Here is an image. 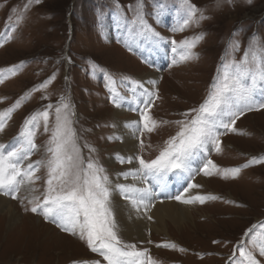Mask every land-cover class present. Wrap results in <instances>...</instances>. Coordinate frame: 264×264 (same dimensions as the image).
Listing matches in <instances>:
<instances>
[{
    "label": "rangeland",
    "instance_id": "obj_1",
    "mask_svg": "<svg viewBox=\"0 0 264 264\" xmlns=\"http://www.w3.org/2000/svg\"><path fill=\"white\" fill-rule=\"evenodd\" d=\"M27 2L0 0V32L8 37L0 38V43H3L0 47V70L7 72L23 62L16 75L0 83V111L31 93L0 132V135L7 136V143L3 144L13 143L25 119L51 104L49 131H44L41 119L35 135L38 150L30 161L45 159V148L55 123V105L63 96L72 105V127L82 155L102 165L111 182H115L120 168L128 166V163L121 164L116 160L117 154L122 156L116 147L123 140L115 138L119 122L131 118L140 120L139 112L131 110L136 107L135 97L125 87L128 81L124 78L146 83L142 81V75L149 72L159 74L154 89L158 91L159 98L155 99L150 114L161 123L155 131L144 132L138 139L137 155L151 160L159 154L165 141L179 130L175 121L185 119L182 114L198 108L207 97L221 57L233 35L240 41L237 60L247 46L248 37L256 35L264 42V0H252L251 4L247 0H233V3L224 2L220 7L216 6V0H190L198 10L204 11L208 19L199 24L189 23L183 31H172L182 22L184 8L181 0H142L144 20L166 38L164 44L170 51V55L166 49L165 53L162 51L164 57L159 56L158 60L162 59L160 64L155 61L156 56H149L142 50L147 40L130 35L124 23V18L131 20L134 17L129 5L135 7L137 0H41L25 12ZM21 13L24 19L9 31L7 26L14 23ZM201 33L204 34L203 39L191 50L195 57L172 65L171 41L191 40ZM125 41L132 50L125 46ZM65 58H69L71 63ZM93 62L99 66L94 76L89 74V65ZM53 73L56 74L55 80L46 89L32 91ZM104 73L116 79L120 94L131 101V108L125 106L130 110L128 117L113 115V108L118 107L113 104L105 87ZM121 80L124 84L119 83ZM234 127L236 132L220 136L221 151L216 152L212 148L208 153L207 158L210 157L221 172L241 167L252 157L264 156V109L245 112L236 120ZM111 159L114 167L109 163ZM37 175L41 179L35 182L34 187L39 191L34 195H39L44 189L46 170L41 168ZM201 175L205 176L201 172L194 183ZM206 178L211 180L205 185L210 193L207 196L216 199L199 202L194 219L180 228L170 224L169 235L147 229L145 239L137 235L130 238L119 228L121 239L136 244L140 249H148L157 264H232L229 258L235 246L241 240H247L245 232L253 225H257L258 230L264 228V163L241 167L235 178L231 174L224 178L221 173ZM25 195L22 191L17 199L8 196L16 203L23 218L20 224L10 225L9 216L4 217L3 211L0 213V264H73L85 261L106 264L103 257L87 247L86 241L63 231L51 220H45L39 212L35 215L31 211L32 205L24 199ZM112 209L117 223L113 202ZM36 217L50 226L38 225ZM53 227L82 244V249L77 251L67 247L64 238L51 230ZM163 243L175 244L176 248L157 247ZM254 255L259 264H264V256L258 251H254Z\"/></svg>",
    "mask_w": 264,
    "mask_h": 264
},
{
    "label": "snow or ice",
    "instance_id": "obj_2",
    "mask_svg": "<svg viewBox=\"0 0 264 264\" xmlns=\"http://www.w3.org/2000/svg\"><path fill=\"white\" fill-rule=\"evenodd\" d=\"M40 2L41 0H28L24 11L26 12L32 4ZM224 2L231 4L233 0H216V6L220 7ZM247 3L251 4L252 0H247ZM181 5L184 8L182 22L172 31H183L189 23L199 24L200 21L208 19L204 11L198 10L190 0H181ZM119 7L117 4L118 10ZM141 9L142 0H137L135 7L129 5L134 17L131 20L124 18L128 32L133 37L144 38L153 48H159L162 42H167L166 38L160 36L146 23ZM23 19V13L17 15L14 23L7 26L9 31L19 25ZM203 35L201 33L194 39L180 42L172 40L171 51L174 55L171 64L193 59L195 54L191 50L199 40L203 39ZM0 38L8 37L0 32ZM2 46L3 43H0V47ZM125 46L132 50L127 41ZM239 51L240 41L233 35L221 57V63L217 67V74L209 87L207 97L198 108L183 113L185 119L175 121L179 130L165 141L164 147L154 159L146 160L139 155L127 157L116 155V160L121 164L138 162V167L123 171L119 173L120 176L125 180L131 177L132 180L138 181L139 185L148 186H138L137 183L113 185L102 165L82 155L76 131L72 127L71 117L74 115L71 111L72 105L62 96L55 105V123L45 148V159L30 161V157L38 150L35 135L41 119L44 123V131H49V110L53 108L51 104L47 105L45 110L33 113L25 119L13 143L9 145L0 143V194L17 199L23 191L26 193L24 199L32 205V212H39L45 220H51L63 231L86 241L87 247L103 257L106 264H157L148 249H140L136 244L121 239L113 215L111 196L113 192H118L137 212L141 208L147 211L156 196L154 187H166L170 176L178 183L191 180L201 172L205 176L221 173L224 178H228V174L235 178L239 175L241 167L264 163V156L252 157L241 167L224 169L221 172L218 166L207 158L212 148L216 152L221 151V135L237 131L234 125L240 116L245 112L264 109V42L256 35L250 36L243 54L237 60L236 53ZM65 59L71 63L69 58ZM22 64L8 69L7 72L0 70V83L9 76L16 75ZM97 70L99 66L94 62L89 65L90 75L94 76ZM55 75L53 73L32 91L46 89L55 80ZM104 76L110 99L116 107H121V102L127 97L120 94L113 76L108 73H104ZM124 79L128 81L125 87L129 89L132 97H135L133 102L136 107L131 110L139 112L140 115L139 121L131 122L132 134L139 139L144 132L155 131L161 123L153 119L150 114L155 99L159 98L158 91L154 90L157 81L149 80L147 84L152 86L149 88L140 81ZM119 83L124 84V80ZM30 95L31 93L21 97L12 106L0 111V132L4 131L12 113ZM113 138L109 137V139ZM140 144L143 147L142 139ZM196 160H200V165L194 167L193 162ZM25 161L28 163L25 164ZM41 168L46 170L45 186L39 195H34L39 191L34 185L41 179L37 175ZM196 187L199 185L187 183L183 192ZM183 192L170 198L185 204L196 201L204 203L207 199H216L214 196L201 195L184 199ZM148 219L151 217L149 216ZM244 235L247 240H241L235 246L229 260L232 264H259L254 251L264 256V228L258 230V226L253 225ZM157 247L176 248V245L163 243L158 244ZM73 264H89V262H73ZM91 264H100V262L92 261Z\"/></svg>",
    "mask_w": 264,
    "mask_h": 264
},
{
    "label": "bare ground",
    "instance_id": "obj_3",
    "mask_svg": "<svg viewBox=\"0 0 264 264\" xmlns=\"http://www.w3.org/2000/svg\"><path fill=\"white\" fill-rule=\"evenodd\" d=\"M167 47L168 46L164 44V42H162L159 48H153L150 45V43L147 41L145 47H143L142 50L144 51L145 54L149 56H156L155 61L157 62V64H160V61H162V59H160V61L158 59L159 56L164 57V53H165L164 49H166L168 51V54L170 55V51ZM141 78L142 81L146 82L144 84L148 85L147 82L149 80L156 81V79L159 78V74L154 72L152 73L149 72L147 75H142ZM123 103L122 106L119 107L118 109L113 108V115L118 116V118H121L122 116H125L126 118L129 116L128 114L130 110L127 109L126 107L129 106V108H131L130 105L131 101L125 99ZM136 120L131 118V120L119 122L117 137L122 138L123 142L120 145L118 144L116 149H119L122 156L127 157V156H135L138 154V138L132 134L133 129L131 126V122ZM6 137L7 136H5L4 134H1L0 143L5 142ZM109 163L113 167L115 166V163L112 159L110 160ZM135 167H138V163L136 161H134L132 164H128V166L120 168L115 175V179H114L115 182H112L113 185H115L116 183H123V184L137 183L138 186H148V185H139V182L132 180L131 177L125 180L122 176L119 175V173L123 171H128L129 169ZM210 181L211 180L207 181L206 176L201 175L197 180H195V183L193 181V183L199 185V187L189 189L187 192H183V188L186 187L187 185L186 181L179 182V187H178L179 193L177 194L183 192L184 199H190L196 195L207 196L210 193H208V191L205 189V185L209 184ZM168 185L169 184H167L166 187H168ZM166 187L163 188L154 187L156 196L152 200L150 208L147 211L141 208L139 212H137L136 209L131 206L129 201L123 199L118 192H113L112 194L113 197L111 201L114 203V207H115L114 213H116L117 223L119 225V228L128 237L134 239L135 235H137L141 239H145L147 229H152V231H154L157 234L169 235L168 227L170 224H174L175 226L180 228L185 224V222L194 219V213L196 212V208L197 206H199L200 203L196 201L193 203L185 204L170 198L177 194L170 195L168 199H165L166 196L164 193V189ZM2 211L4 212V217L9 216L10 225H18L21 223L23 218H21L16 203L14 201H11V199H9L8 196L0 194V213ZM149 216L151 217V219H148ZM24 217H25L24 219H28L26 216ZM36 218L38 225L50 226L48 224L46 225L45 221L40 217H36ZM51 230H55L58 233V236L64 238L63 241H65L64 243L66 244L67 247L76 249L77 251L82 249L81 248L82 244L74 240H71L70 236L67 237V235L60 233L55 227H53V229Z\"/></svg>",
    "mask_w": 264,
    "mask_h": 264
}]
</instances>
